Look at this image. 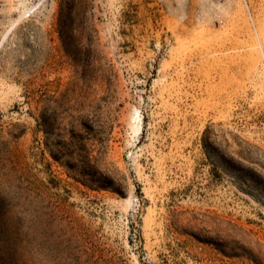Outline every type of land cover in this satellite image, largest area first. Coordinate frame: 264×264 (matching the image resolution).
I'll return each mask as SVG.
<instances>
[{
    "label": "rangeland",
    "instance_id": "obj_1",
    "mask_svg": "<svg viewBox=\"0 0 264 264\" xmlns=\"http://www.w3.org/2000/svg\"><path fill=\"white\" fill-rule=\"evenodd\" d=\"M0 264H264V0H0Z\"/></svg>",
    "mask_w": 264,
    "mask_h": 264
},
{
    "label": "trees",
    "instance_id": "obj_2",
    "mask_svg": "<svg viewBox=\"0 0 264 264\" xmlns=\"http://www.w3.org/2000/svg\"><path fill=\"white\" fill-rule=\"evenodd\" d=\"M73 8H74V4L72 3V4H71V7H69L68 9H73ZM42 122L45 123L44 120H42Z\"/></svg>",
    "mask_w": 264,
    "mask_h": 264
}]
</instances>
